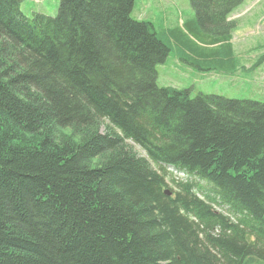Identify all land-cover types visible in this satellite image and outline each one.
<instances>
[{
	"label": "trees",
	"instance_id": "obj_1",
	"mask_svg": "<svg viewBox=\"0 0 264 264\" xmlns=\"http://www.w3.org/2000/svg\"><path fill=\"white\" fill-rule=\"evenodd\" d=\"M23 1L0 0V264H264V102L157 84L171 40L234 69L244 0L159 31L134 0Z\"/></svg>",
	"mask_w": 264,
	"mask_h": 264
},
{
	"label": "rangeland",
	"instance_id": "obj_2",
	"mask_svg": "<svg viewBox=\"0 0 264 264\" xmlns=\"http://www.w3.org/2000/svg\"><path fill=\"white\" fill-rule=\"evenodd\" d=\"M58 6L59 0H24L21 11L26 16H31L33 12L55 15ZM131 16L152 22L159 31L192 17L193 11L189 0H134ZM229 20L236 25L231 41L237 63L234 69L201 71L180 59L178 48L171 40L172 47L165 62L156 65L157 84L187 89L190 97L204 93L264 102V61L257 63L264 55V0H244ZM104 126L101 127L102 132ZM128 143L132 144L130 141ZM133 149L138 155L145 156L140 147L133 145ZM169 171L178 179H186L181 172L172 168ZM215 208L226 212L219 206Z\"/></svg>",
	"mask_w": 264,
	"mask_h": 264
},
{
	"label": "water",
	"instance_id": "obj_3",
	"mask_svg": "<svg viewBox=\"0 0 264 264\" xmlns=\"http://www.w3.org/2000/svg\"><path fill=\"white\" fill-rule=\"evenodd\" d=\"M166 193H167V194H170V192H169V191H166Z\"/></svg>",
	"mask_w": 264,
	"mask_h": 264
}]
</instances>
